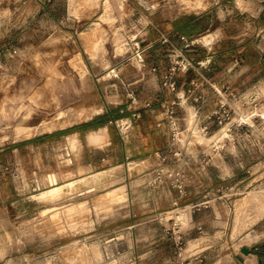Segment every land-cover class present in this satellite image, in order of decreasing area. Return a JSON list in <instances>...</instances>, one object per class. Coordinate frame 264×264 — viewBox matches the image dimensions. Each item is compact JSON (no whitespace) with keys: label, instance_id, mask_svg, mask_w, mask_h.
I'll return each instance as SVG.
<instances>
[{"label":"rangeland","instance_id":"obj_1","mask_svg":"<svg viewBox=\"0 0 264 264\" xmlns=\"http://www.w3.org/2000/svg\"><path fill=\"white\" fill-rule=\"evenodd\" d=\"M256 2L0 0V264H234L232 251L264 241V49L251 44L264 11L251 16L260 12ZM203 11L225 32L221 68L209 71L223 78L214 85L219 92L205 85L206 109L218 103L221 110L206 111L203 123L192 112L184 125L179 85L183 73L199 68L198 51L187 53L165 33L171 18ZM234 57L249 63L251 81L229 83ZM183 58L194 67L185 70ZM173 67L174 91L164 84ZM173 99L179 133L162 138L152 175L129 190L119 178L50 201L61 187L35 183L28 192L24 169L5 162L23 138L68 130L75 120H108L120 143L123 110ZM24 152L34 157L37 150Z\"/></svg>","mask_w":264,"mask_h":264},{"label":"crops","instance_id":"obj_2","mask_svg":"<svg viewBox=\"0 0 264 264\" xmlns=\"http://www.w3.org/2000/svg\"><path fill=\"white\" fill-rule=\"evenodd\" d=\"M263 1L257 0L255 3V7L260 12L257 15L251 13V16L256 19L263 14ZM183 18L188 19L191 24V30L185 34L177 29V24ZM207 31L208 40L205 42L202 36ZM251 31L253 35L251 44L263 50L264 27H255ZM165 35L170 38L178 37L187 53L194 50V47L198 51L195 62L199 68L196 72L182 74L183 82L179 85L178 94L183 96L180 104V118L184 125L188 124L192 112L196 113L195 121L203 123L206 111L214 113L221 110L218 103L216 110L206 109L205 101L208 95L205 85L209 83L219 92L214 85L220 86L223 78L220 74L209 71L211 68H221L217 54L220 51V43L225 39L224 28L216 24L215 17H211L210 12L203 11L195 15H179L171 18L170 27ZM242 41L243 39L239 40V42ZM199 49H202V52H199ZM259 61L264 65V52ZM241 64L245 66L244 73L236 71V66ZM227 66L229 83L237 78L244 79V82L251 81V77L246 72L250 65L243 58L234 57L227 63ZM229 87L231 88L230 93L236 96V87L233 85ZM214 94L219 97V94ZM244 96H247V91ZM91 119L75 120L67 126L69 129L65 131H63L66 129L64 127L54 128L27 136L21 140L25 142L21 143L20 148L15 147L11 149L12 152L4 153L5 162L14 161L20 164L22 170L24 169L23 185L28 192H32L31 188L34 190L35 183L48 186V189L59 186L62 188L60 195L55 200H49L65 202L94 190H102L110 180L120 178L119 183L129 190L136 180H144L152 175L151 170L159 159L158 150L163 147L162 138H166L170 131L160 105L155 104L148 107L135 105L123 110V114L118 119V123L122 125L118 132L120 143L113 141L112 126L108 120ZM25 143H27L26 146ZM35 143L37 146L34 145ZM25 148L27 151L30 148L31 150L36 149L35 156L25 154ZM42 148L48 149L47 154L52 162L44 161ZM29 161L34 164L30 166ZM30 169L33 170V176L28 174ZM117 171L120 177L112 176ZM121 189L125 191V187ZM232 259L234 264H264V241L239 247L232 251Z\"/></svg>","mask_w":264,"mask_h":264},{"label":"built area","instance_id":"obj_3","mask_svg":"<svg viewBox=\"0 0 264 264\" xmlns=\"http://www.w3.org/2000/svg\"><path fill=\"white\" fill-rule=\"evenodd\" d=\"M184 62V69L188 70L190 67H194L193 63L191 60L188 58H183ZM175 67L172 68V71L167 74L164 78V84L169 87L170 90H176V81L173 78ZM179 99L180 97L177 96ZM180 101V100H179ZM177 99H173L171 101H163L162 108L164 110V114L167 120V124L169 126L170 131L174 132L175 135H177L178 129H179V123H178V117H177V112H176V105Z\"/></svg>","mask_w":264,"mask_h":264},{"label":"trees","instance_id":"obj_4","mask_svg":"<svg viewBox=\"0 0 264 264\" xmlns=\"http://www.w3.org/2000/svg\"><path fill=\"white\" fill-rule=\"evenodd\" d=\"M177 29L182 33H187L191 30V24L188 19L183 18L179 24H177Z\"/></svg>","mask_w":264,"mask_h":264},{"label":"bare ground","instance_id":"obj_5","mask_svg":"<svg viewBox=\"0 0 264 264\" xmlns=\"http://www.w3.org/2000/svg\"><path fill=\"white\" fill-rule=\"evenodd\" d=\"M114 194V193H113ZM120 194V193H119ZM112 196V195H111ZM121 197V196H120ZM110 198V197H109Z\"/></svg>","mask_w":264,"mask_h":264}]
</instances>
